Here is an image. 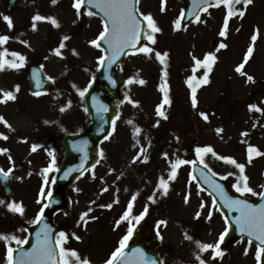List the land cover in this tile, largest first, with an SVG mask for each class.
<instances>
[{
  "label": "rangeland",
  "instance_id": "374dc122",
  "mask_svg": "<svg viewBox=\"0 0 264 264\" xmlns=\"http://www.w3.org/2000/svg\"><path fill=\"white\" fill-rule=\"evenodd\" d=\"M5 2L6 0H0V35L11 36L14 42L18 30H24L23 37L27 39V46L19 49L28 63L38 62L45 65L43 69L45 74L53 78L51 80L56 82L60 93L56 96L34 99L28 95L29 88L24 75L15 76L16 73L0 70L2 90L12 91L18 96L15 100L6 99L3 102L4 104L0 106V116L4 117L13 129L22 132H32L39 125L44 126L48 138L64 132L67 134L77 132L89 121L84 114L79 90L88 87L99 65L100 51L89 42L99 35L102 23L96 17L88 16L82 7L78 16L73 7L74 0H57L55 4L51 0H27V5L12 17L17 27L13 31L1 23L6 12ZM231 7L244 8L242 3H233ZM179 8L177 2L170 0H164L163 3L162 0H142L141 12L151 14L162 32L153 34L156 41L154 44L149 41L148 47L153 51L127 59L123 72L133 82L126 88L127 103L121 109L114 134L101 146L103 152L101 163L68 191L73 202L72 209L67 214L59 213L55 216V221L63 225L64 232L69 238L73 233L81 237L75 243L81 246L76 247H79L78 251L82 253L83 259H88L91 264H104L105 259L116 249L127 228L124 223L120 222L117 225L116 222L121 220L129 202L136 203L138 215L147 206V213L154 222L164 221L167 217H191L195 209L188 210L178 206L183 201L184 176L175 183L181 187L176 193L170 190L167 195H163L162 189L157 190L160 178L168 179L172 170L171 164L181 160L177 152V137L182 132H191L197 137L196 148L212 146L218 156H230L238 163H244L246 165L244 175L249 178V186L255 192L264 190L262 187L264 155L253 153L249 164L247 153L249 145L257 147L264 153V0H253V3L244 9L243 17L238 14L227 17L228 29L225 37H221L219 32L229 5L216 11L213 9L212 30L204 29L201 25H198V29L197 26L188 30L174 29ZM38 13L47 17L51 13L60 28L55 32L52 23H38L34 30L32 17ZM257 29L259 30L257 40L253 44L251 37ZM65 35L70 37L64 41L67 48L62 49V55H57L54 49L59 47ZM220 43H225L227 47L217 51ZM250 45L253 46V54L248 61L253 62L249 65L247 74L254 77V82L234 72V68L240 65L239 62L245 57ZM13 46L16 47L15 44ZM156 51L171 52L174 67L170 79L174 102L171 100V105H165L163 109L168 117L166 120L156 114V107L163 99L159 87L164 83L162 76L164 67L157 63ZM209 52L216 56L213 76L209 77V83L198 84L197 106L193 107L191 90H188L183 68L184 65L195 64L193 55L200 58ZM194 76H196L194 83L197 84L203 74L198 72ZM140 79L145 83L140 84ZM17 85L19 92L15 93ZM252 100L254 102L251 104L257 105L261 111V116L255 114V119L249 118L248 106L245 105V102ZM61 108H64V111H61ZM201 112L208 114L207 121L201 117ZM137 128L141 129L139 133L135 131ZM217 128H222L223 132L218 134ZM243 132H247L248 135L242 136ZM28 137L25 135L26 139ZM12 138V135L9 136L10 140ZM44 139L42 136L31 135L26 142L32 148L33 144L41 145ZM10 143L9 147L13 153L21 155L25 163H28L27 159H32L29 162L33 161L34 164V175L28 183H26L28 177L24 179L22 185H25L26 189L20 195V202L25 204L27 215H30L45 198V195L41 197V190L38 189L45 181V175L41 172L42 163L38 158L34 160V155L29 154L24 143ZM46 143L48 146L43 145L44 148L38 157L44 159V155L48 156V167L53 158L49 153L54 154L56 163L47 173L50 175L57 167L63 148L60 139L54 143L56 150L49 139ZM207 155H204V159H207ZM144 156L148 157L146 161ZM194 158L199 162L200 157L196 151ZM215 159L212 163L217 166L221 159ZM128 165L135 167L138 172L137 179L127 180L122 177L121 169ZM227 165H225L227 172L235 167L229 163ZM177 167L188 171L190 163ZM22 171L24 177L29 175L26 167ZM237 171L240 175L239 169ZM229 181L232 187L237 182H242L240 177L230 178ZM233 189L235 190L234 187ZM154 192L155 202L148 199ZM134 195L136 199L133 201ZM246 195L258 197L251 193ZM194 196L196 198L192 200L195 202L203 200L202 197ZM107 204H111V208L101 207ZM167 208L170 210L166 211ZM213 212L216 215L214 207ZM83 213L88 215L81 220ZM170 233L172 231H169ZM250 252L252 262L254 248L251 247Z\"/></svg>",
  "mask_w": 264,
  "mask_h": 264
},
{
  "label": "snow or ice",
  "instance_id": "6c2138e0",
  "mask_svg": "<svg viewBox=\"0 0 264 264\" xmlns=\"http://www.w3.org/2000/svg\"><path fill=\"white\" fill-rule=\"evenodd\" d=\"M53 4L57 2V0H51ZM138 0H74L73 7L75 8L77 15H80L81 7L86 5H91L95 8L100 9L101 12H103L104 16L106 17V20L103 23L102 30L100 31L99 35L91 40L89 43L93 46L99 48L100 42H105L108 45V48L110 49L111 54L108 56H101L99 57L100 64L103 65L105 63V60H107V64L111 66L112 63H114L117 58L123 53V50L125 48L131 47L136 48L137 43L141 39V32H142V21L137 18L138 9L136 8V3ZM164 0H162V3ZM221 3L229 5L227 16L224 20L223 26L221 31L219 32V35L221 37H225L227 35V29H228V18L231 17L234 14H238L240 17H243L245 15L244 9L247 8L248 5L253 3V0H215V5L219 6ZM243 4V9H234L231 7L232 4ZM203 6V10L207 11L208 7L211 6L209 4V0H196V6L200 7ZM95 13L92 11H87L88 16H93ZM143 17V21H146L147 24L145 25L146 28L150 29V32L146 35V38L150 40L153 44L156 42L154 36L152 33H158L161 31V29L157 26L156 21L153 19L151 14H143L139 13ZM195 15L196 21L200 22V16L196 13H193ZM183 17V12L181 13V18ZM3 20L7 22L8 27H13V21L11 17L9 16H3ZM33 23L32 28L35 30L36 28V21H50L54 26L59 27L58 21L53 17H47L44 15L36 14L32 17ZM175 27L177 29L181 26V19L178 18L175 22ZM259 30L257 29L256 32L252 35L251 40L254 44V42L257 40V34ZM10 39L7 35H0V45L5 44ZM70 37L65 35L57 49H54L57 55H60V49L65 47L64 41L69 40ZM22 43H27L22 41ZM227 45L225 43H220L219 47L217 48V51L219 49L226 48ZM139 52L149 53L153 51V49L143 46L137 49ZM75 52V50H73ZM8 50L5 49L4 52L0 53V70L4 69L5 64H8L10 67L15 68L19 70L20 68L25 66L26 63V57L19 52H11L10 55L14 58L18 59V62L16 60L9 61L4 59L6 55H8ZM253 54V46L250 45L247 49L246 55L244 57V61L238 65L235 69L237 73H239L242 76H246L248 81L254 82V77L252 75L247 74L246 72H243L242 69L244 68V64L247 63L249 57H251ZM168 52H155V57L160 61L161 64L165 65V69L167 67L166 65V58L168 57ZM192 59L195 62V67L193 68V72H195L196 67H202L206 69V71L203 73L202 79L197 81V84H207L209 83V73L212 71L213 63L216 60V56L214 53L209 52L207 53L203 60L198 59L196 56L193 55ZM164 83H162L159 87V90L161 93H163V99L160 104L156 107V114L159 117H162L163 119H168L165 111H163L165 105H171V99L169 97V87L167 84V77L168 72L166 70L162 73ZM48 79H53L52 77H48ZM196 80L195 76L190 77L187 80V85L191 89V103L193 107L197 106V86L193 84V81ZM133 81L130 79L129 83H132ZM140 84H144L145 81L143 79L139 80ZM75 87V85H74ZM15 90L19 91V86L17 85ZM88 91L87 88L83 90H79V95L81 97H84L86 92ZM0 92L3 93V96L7 100H15L16 97L13 94L12 91L3 92L2 89H0ZM41 93L39 91L34 92L33 95L39 96ZM3 102V101H0ZM71 102L69 101V104ZM134 104L136 102H133ZM249 110H257L260 111V109L255 104H250ZM100 111H107L106 108H100L98 109ZM61 111H64V108H61ZM87 111V109H85ZM201 117L204 120H208L209 116L207 113L201 112ZM0 121H2L7 127L11 128V125L8 124V122L4 119V117L0 116ZM47 123V122H46ZM159 122H157L158 124ZM113 124V130H115V120L112 121ZM137 133L141 131V129L137 128L135 130ZM217 133L223 132L222 128L216 129ZM242 136H247V132L241 133ZM0 138L2 139H8L6 135L3 133H0ZM107 138V137H106ZM87 143V142H84ZM38 145L33 144L32 150L35 151ZM8 149L6 148H0V153L7 152ZM143 148L141 149V152H143ZM197 156L200 157L199 163L203 165L204 169H208L209 172H211V169L209 168V165L204 160V155L210 153L212 156L217 157L218 154L214 151L212 146H205V147H197L196 148ZM248 153V163L250 164L252 161L253 153L256 155H264V153L260 152V150L252 145H249L247 148ZM50 156H52V163L48 167H45L43 169V173L45 175V183H47V173L53 169V166L55 165V156L53 153H49ZM167 156V153L164 154ZM101 156H103V152H101ZM87 157V154L85 153V158ZM219 159L225 161L226 163L232 164L235 166V168L239 169L240 172V181L233 185L236 192L247 194L251 193L252 195H258L261 199H264V191L261 192H255L248 184V176L244 175L245 173V167L246 165L244 163H238L233 157L230 156H218ZM148 159L147 156H144V160L146 161ZM9 160H11V157L9 156ZM99 163V161H97ZM184 163H193L195 164L196 161H184V160H177L176 163L171 164L172 172L168 177V180L175 179L176 176V168L179 164ZM12 171V169H9L8 171H5L4 169L0 168V176L4 180H7L9 178V174ZM71 171V170H69ZM69 173L65 172V176H67ZM202 177L204 178L205 183L209 184L213 190L219 195V197L224 201V204L229 209H235L240 213L239 217L236 220V224L238 225L239 231L244 234H247L248 239V246L250 247L253 243V239L257 241L256 249H255V260L256 264H261L262 256H264V204L259 205V207H256L252 204H249L246 200H239V199H233L232 197L228 196L224 188L221 184L214 183L206 173L201 172ZM212 175H216V173H212ZM228 175H232V173H228ZM226 178V177H224ZM195 179V177H193ZM168 180L164 179L163 177L159 180L158 185V191L162 189V194L167 195L169 190V183ZM264 187V186H262ZM106 190V189H105ZM41 197L44 196L43 188L41 189L40 193ZM48 197L52 196V192L49 191L47 193ZM156 193L154 192L152 196H149L148 199L155 202L154 197ZM136 199V196L134 195L132 197V200L134 201ZM5 201L0 199V205H5ZM185 203H188V196L185 197ZM213 204H215V200H213ZM111 204L107 205H101V207H108L111 208ZM205 205L203 202L201 203L200 207L203 208ZM6 207L13 213H19L20 215H23L24 208L22 204H18L17 202L13 201L6 204ZM48 205L44 204L39 213L37 214L35 220L30 221V223H39L44 214L45 208H47ZM133 204L131 202L127 205V210L123 213L121 216L122 220H127L131 210H132ZM148 208L147 206L144 208V210L140 213V215H137L133 217V219L137 222L142 220L144 216L147 214ZM88 213H83L81 216V220L84 219L85 216H87ZM201 213L200 211H197L195 213V217L198 219L200 217ZM208 219H211V211L208 213L207 216ZM91 219H95V217H91ZM226 226L219 233L218 239L214 243H202L200 241H197V245L201 252L212 250L213 252V258L216 257H222L223 256V250L221 249V245L225 242V238L229 235V226H227V218L225 217ZM86 223V221H85ZM117 225H119L120 221L116 222ZM160 223H165L164 221H161ZM134 226H130L127 229L126 234L120 239L119 246L116 247V249L111 253L110 257L105 260L104 264H149V262L145 259V253L142 249H134L131 256H128V254L125 252V249L128 246V241L133 235ZM51 228L48 225H44V227L41 229L40 232H37V242L33 246L32 250L30 252H20V258L19 260L14 259V249L12 247L7 248L6 253V260L7 264H91V262L88 259L81 260V257L79 253L75 249H68L65 248L64 245L68 242L69 236L65 232H60L59 235L55 238V245H53L51 237ZM41 234H43L41 238ZM72 237L76 240H80L81 237L76 235L75 233L72 234ZM187 239L191 240V236H186ZM0 239H3L5 241L12 240L15 241L17 245H23L26 244L28 241L26 239H20L15 235H3L0 234ZM249 247L245 248L244 254H248ZM57 248L59 249V252H57ZM57 256H59V260H57ZM74 258V259H73ZM199 260V264H205V261L200 259L199 256L197 257ZM151 264H155V262H151Z\"/></svg>",
  "mask_w": 264,
  "mask_h": 264
},
{
  "label": "flooded vegetation",
  "instance_id": "af4514ba",
  "mask_svg": "<svg viewBox=\"0 0 264 264\" xmlns=\"http://www.w3.org/2000/svg\"><path fill=\"white\" fill-rule=\"evenodd\" d=\"M7 1L8 0H6L5 4H7ZM170 1H176L179 4V7L182 8V11L185 8V0ZM21 10L22 8H19L12 12H8V10L6 9V12H4V16H9L12 19V17L17 15ZM212 24L213 8L207 11H203L202 15L200 16V22H197L195 20L193 24L188 27H182V29L188 30L191 28H196L195 26H197L198 29V25H201L202 27H204V29L212 30ZM249 65L250 64L248 62L245 63L242 71L247 73ZM194 67L195 64L189 66L184 65L183 72L185 73L184 76L187 77V80L197 74L201 69L203 71H206V69L202 67H196L195 72H193ZM210 74H213V68ZM193 84H195L194 81ZM5 131L6 133L3 134L6 135L8 139L5 140L0 138V148L8 149L9 143L12 140H17V138L14 136V132H11L10 134V129L8 130V128H5ZM0 133H2V131H0ZM11 135L13 136L12 140L9 139V136ZM46 139L48 140L49 138L45 136V140ZM9 156L11 157V160H9ZM5 159H7V161ZM23 162L24 161L19 154L0 153V168L4 169L5 171L12 169L10 174L16 175L20 178V180L11 184V195L8 196L6 195L5 188L0 182V199L6 202L5 205H0V234L15 235L20 239L27 238L28 228L32 224L29 223V221L27 222V217H29V215H27L25 204L20 202V195L26 189L25 185L20 184L21 179L23 178L22 169L26 167L28 171H30V166H27L25 162ZM188 172L190 174V171H178L179 175L177 176V178L179 179L183 176L185 178L184 189L182 188L184 190V193L182 194L183 201L178 206H181L184 209L188 210L195 209L193 214H191V217H167L164 219L165 223L162 224L160 223L162 220L155 222L152 221L150 218L151 216H149V214L147 213L139 222L135 220L133 221L132 226H134V231L132 237L128 241V245L134 246L135 248L139 246V234L137 233V226L141 221L144 220L150 227V232L144 236V238L146 237V239L140 245V247L146 252L150 251L153 253L155 251L156 254L160 257L162 264H199V260L197 259L198 256L200 259L205 261V264H256V246L253 245L254 257L251 262L250 249L252 246H248V239L246 238L233 240L228 244L223 243L221 245V249L223 250L222 257L213 258L212 250L203 252L200 251L196 242L200 241L202 243H214L218 239L219 233L225 228L226 221L225 217H222L221 215L219 216L218 214H216L218 216L216 217L215 213L213 212V199L207 193H205L203 189L197 186L191 174L188 175ZM54 174L51 172V174L47 177V183H45L44 181L38 186V189L41 190L43 188V190L46 192L51 190L54 185ZM177 180L173 184L175 193L181 188L179 185H175ZM32 188H34V186ZM194 195L202 197L203 200L195 202L194 200H192L196 198ZM186 196H188V203H185ZM13 201L17 202L18 204H22L24 208L23 215H20L19 213H13L6 207L7 203ZM202 202L205 205L203 208L200 207ZM41 207L42 203L40 202L39 207L30 214H34V216L36 217ZM169 210V208L166 209V211ZM197 211H200L201 213L198 219L195 217V213ZM210 211L211 219H208L207 216ZM169 231H172V233L169 234ZM186 236H191L192 239L189 240L186 238ZM155 239L156 243H154ZM9 246L15 250L21 245H17L15 241L12 240L5 241L3 239H0V247L2 248V254L0 255V264H7L6 253ZM246 247H249L247 255L244 254Z\"/></svg>",
  "mask_w": 264,
  "mask_h": 264
},
{
  "label": "water",
  "instance_id": "95a60500",
  "mask_svg": "<svg viewBox=\"0 0 264 264\" xmlns=\"http://www.w3.org/2000/svg\"><path fill=\"white\" fill-rule=\"evenodd\" d=\"M23 3L24 0H11L9 7H18ZM191 3L192 4L184 14L185 24L191 22L190 20L195 17L193 13H197V11L199 10V7L196 6V0H191ZM209 4H213V6H215V0H209ZM138 5L139 0L136 3L137 9ZM86 6L95 14L99 15L103 19V21L106 20V17L104 16L103 12L100 11V9L95 8L91 5ZM137 18L142 21V32L141 39L137 43L136 48H125L123 50V53L117 58L114 63L111 64V66H109L107 64V60H105V63L101 65L99 71L95 75L93 85L84 96L87 111L91 116V123L79 135L65 136L63 138L65 152L64 159L56 177V191L48 200V207L45 210L42 220L30 229V236L29 241L26 245V249L28 247V244L37 241L36 234L37 232L41 231L45 224L51 228L50 236L53 245H55L56 235L62 231V228L53 224V214L56 211L68 212L71 209L72 203L67 195V190L71 188L81 176L87 173L90 169H93L98 164L97 161L100 160V144L104 140L108 139L111 135L113 127L112 121H116V119L118 118L120 106L124 102L123 87L125 86L126 81L123 75L117 71L118 65L122 66L125 63V58L128 53L139 52L137 51V49L143 47L145 44L146 24L143 21L142 17L139 15V11L137 14ZM100 47L106 52V56L111 54L110 49L105 42H100ZM30 73V81L31 83H33V92L38 90L39 88H45V90L55 89L53 84L43 75L40 69L38 70L36 67H33L31 68ZM2 98L3 96L0 93V101L2 100ZM102 107L106 108L107 111L98 110ZM178 141V150L181 155H183L184 157L190 156L192 154L191 148L193 146V142L195 141V137L191 134L184 133L179 136ZM85 153L87 154L86 158ZM202 170L214 183L221 184L224 188L225 193L233 199L246 200L249 204H252L256 207L264 204V199H261L259 202H252L243 197L231 194L225 184L213 178L201 165H193V172L199 184L214 196L219 204L221 211L228 216V220L230 223L229 238L233 239L237 236H247L246 233L242 234L239 231L238 225L236 224V220L239 217L240 213L235 209H229L225 206L224 201L213 190V188L209 184L205 183L204 178L201 175ZM65 172H68L69 174L65 176ZM123 174L125 177L130 178L136 176V172L133 167L124 168ZM42 236L43 234H41V238ZM252 239L253 242L258 243L254 240V238ZM128 251L129 249H127L125 252L128 254V256H130ZM57 252H59V250H57ZM57 260H59V256H57Z\"/></svg>",
  "mask_w": 264,
  "mask_h": 264
}]
</instances>
